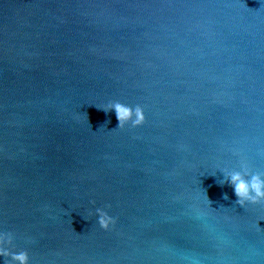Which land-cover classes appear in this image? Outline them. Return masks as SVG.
Here are the masks:
<instances>
[{
	"label": "water",
	"instance_id": "95a60500",
	"mask_svg": "<svg viewBox=\"0 0 264 264\" xmlns=\"http://www.w3.org/2000/svg\"><path fill=\"white\" fill-rule=\"evenodd\" d=\"M242 161L264 173V0H0V226L29 264H264V202L219 183Z\"/></svg>",
	"mask_w": 264,
	"mask_h": 264
},
{
	"label": "clouds",
	"instance_id": "9594fccd",
	"mask_svg": "<svg viewBox=\"0 0 264 264\" xmlns=\"http://www.w3.org/2000/svg\"><path fill=\"white\" fill-rule=\"evenodd\" d=\"M105 112L114 111L118 120V128L124 129L126 126L136 129L144 125V110L140 106L129 107L120 102H109ZM115 130V129H114ZM223 173V180L219 183L223 185L227 182L234 190L237 197L236 203L241 207L247 205H255L264 202V173L252 172L248 165L243 161L239 165V169L220 170ZM227 195L224 199H227ZM96 223L99 228L108 231L116 220L110 216L104 208L95 210ZM15 233L12 231L2 230L0 226V257L3 258L2 264H29V256L26 251H12L14 246Z\"/></svg>",
	"mask_w": 264,
	"mask_h": 264
}]
</instances>
